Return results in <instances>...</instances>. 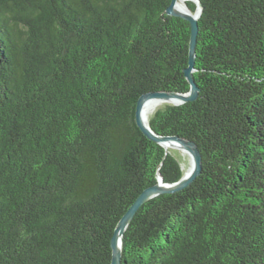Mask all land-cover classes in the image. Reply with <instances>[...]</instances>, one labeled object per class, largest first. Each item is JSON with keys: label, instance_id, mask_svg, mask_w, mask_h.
Returning a JSON list of instances; mask_svg holds the SVG:
<instances>
[{"label": "trees", "instance_id": "16d2710c", "mask_svg": "<svg viewBox=\"0 0 264 264\" xmlns=\"http://www.w3.org/2000/svg\"><path fill=\"white\" fill-rule=\"evenodd\" d=\"M200 2L199 95L149 122L195 141L202 170L140 207L120 264H264V0ZM170 3L0 0V264H111L138 195L182 178L135 118L142 94L190 90Z\"/></svg>", "mask_w": 264, "mask_h": 264}, {"label": "water", "instance_id": "95a60500", "mask_svg": "<svg viewBox=\"0 0 264 264\" xmlns=\"http://www.w3.org/2000/svg\"><path fill=\"white\" fill-rule=\"evenodd\" d=\"M183 1L185 3V8L179 7V3ZM187 0H171V3L167 6L165 13L168 15L180 16L187 21L191 26L190 41H189V58L188 65L184 68L185 76L190 84V90L188 92H175V91H150L144 93L138 99L136 107V121L140 129L145 135H147L151 140L158 142L161 146L165 147L166 151H169L165 146L166 143H178L185 148L193 160V168L190 172L183 174L182 178L176 182H165L161 175L158 176V182L152 186L144 189L127 211L122 215L118 221L113 237L111 239L112 246V260L111 264H120L122 259V244L125 231L136 212L140 207L146 203L149 199L156 198V196L164 193H175L185 189L193 183L197 178L198 174L202 170V154L197 143L193 140L183 138L177 135H161L153 130L150 122L145 123L142 116V107L144 102L149 98H160L165 101H172L171 104H182L188 101H193L197 99L199 95V86L194 79V72L196 71V49L199 34V17L202 13V3L200 0H193L197 4V9L195 12L191 11L186 3Z\"/></svg>", "mask_w": 264, "mask_h": 264}, {"label": "bare ground", "instance_id": "6f19581e", "mask_svg": "<svg viewBox=\"0 0 264 264\" xmlns=\"http://www.w3.org/2000/svg\"><path fill=\"white\" fill-rule=\"evenodd\" d=\"M182 4L185 5V3L183 1H181L179 3V7L181 8H184L182 6ZM163 102H169V103H173L172 101H165L163 99H160V98H149L147 99L145 102H144V105L142 107V116H143V119L145 121V123H148L149 122V117H150V113L153 111V109L158 106L159 104L163 103ZM165 146L167 147L168 150H171V149H181V150H185V148H183L182 145L178 144V143H166ZM185 152H187L185 150ZM188 153V152H187ZM189 154V153H188ZM193 161V160H192ZM192 168H193V164H192ZM192 170V169H191ZM190 170V171H191ZM189 171V172H190Z\"/></svg>", "mask_w": 264, "mask_h": 264}, {"label": "rangeland", "instance_id": "374dc122", "mask_svg": "<svg viewBox=\"0 0 264 264\" xmlns=\"http://www.w3.org/2000/svg\"><path fill=\"white\" fill-rule=\"evenodd\" d=\"M182 6L185 8V5L182 4ZM165 104H169V102H163L161 104H159L158 106H156L153 111L150 113V115L160 106H163ZM172 152L174 154H176L179 158V160L181 161V164L183 166V169H184V174L185 173H188L191 169H192V164H193V161H192V158L191 156L185 152V150H181V149H171Z\"/></svg>", "mask_w": 264, "mask_h": 264}]
</instances>
